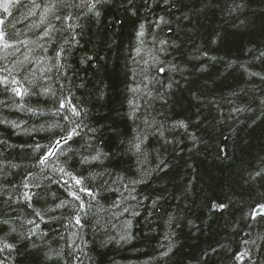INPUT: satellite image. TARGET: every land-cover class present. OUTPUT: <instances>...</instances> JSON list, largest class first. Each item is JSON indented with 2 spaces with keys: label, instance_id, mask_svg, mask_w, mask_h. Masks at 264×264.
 I'll return each mask as SVG.
<instances>
[{
  "label": "trees",
  "instance_id": "1",
  "mask_svg": "<svg viewBox=\"0 0 264 264\" xmlns=\"http://www.w3.org/2000/svg\"><path fill=\"white\" fill-rule=\"evenodd\" d=\"M71 2L0 0V261L264 264V0Z\"/></svg>",
  "mask_w": 264,
  "mask_h": 264
},
{
  "label": "snow or ice",
  "instance_id": "2",
  "mask_svg": "<svg viewBox=\"0 0 264 264\" xmlns=\"http://www.w3.org/2000/svg\"><path fill=\"white\" fill-rule=\"evenodd\" d=\"M11 2V0H2V6H3V11L4 12H8L9 11V8H8V4ZM58 2L60 4H62L64 7L66 8H71V7H80L81 5H77V4H73L71 2V0H58ZM101 2V0H94V2H92L90 5H89V10L90 11H93L96 9L97 5ZM54 7V6H53ZM48 11L51 10V8L47 9ZM95 15H99V12L98 11H95L94 13ZM73 16H72V13H68V15L64 16L63 17V20L64 21H67V20H70L72 19ZM56 19H61L60 16H57ZM161 20H163V18L161 17ZM5 21L3 19H0V25H4ZM72 26L71 25H68V28H71ZM49 35V30L48 29H45L43 35H42V38L43 37H47ZM139 35L140 36H143L144 35V32H143V25H141V31L139 32ZM8 36V33L3 29V28H0V44H2L3 48L7 49V48H10L12 47V45L8 42V40L6 39V37ZM72 40H75V37H72ZM21 43H25V42H21ZM69 41L67 39L64 40V44H68ZM160 43L163 45V44H166L167 42L166 41H160ZM42 47V46H41ZM65 51V48L63 45H61L59 47L58 50H55V58L58 60L61 58V55L62 53H64ZM161 51H164V49L162 48ZM25 59H27V57H25ZM92 58L91 57H87V60H91ZM154 61L156 60L155 57H153ZM85 61L82 60L81 63H84ZM157 63H159V61H156ZM56 67H62V65H56ZM159 73H164L165 69L163 67H160L158 69ZM6 80L7 78H4L3 80H0V83H6ZM11 84H17L18 82L13 79L12 81H10ZM83 86V85H81ZM168 88H171L172 85L169 83L167 85ZM12 91L17 95V96H22L24 94H26V90L24 92L21 91V89L19 87H13L12 88ZM47 91V90H46ZM150 95V93H149ZM161 99H163V97H161ZM67 102V111L71 114V116H68V115H65L63 116V119L67 120L69 122V125H72V127L69 129V128H64L63 131L65 132V135H62L60 136L59 139H57L55 141V145L56 146H59L61 141H63L64 144H67L70 140L73 139L74 136H77L79 135V133L77 132V128L80 127L79 124L76 123V120L73 119L74 117L78 118L80 115H81V112L80 110L78 109V107L76 105H73L71 103V101H66V98L65 99H61L59 104H60V109H64L65 108V104ZM59 111V110H58ZM145 123H147V121H145ZM180 127H187L185 124H183L182 122L179 124ZM159 131V130H157ZM159 134L161 136H163V132L160 131ZM147 139V136H145L144 138H141L140 136H137L135 137L134 141H130V151L133 152V154H136V153H140L141 152V145L144 143V140ZM193 139H195L193 137ZM167 142V141H166ZM41 147H45V148H48L49 146L48 145H45V146H41L39 144H37L35 146V151H40ZM54 153L52 151H48L46 154L42 153L39 157V163L41 165H46L48 163V157L53 155ZM107 153H104L102 152L101 150L97 149L96 150V154L94 156L91 157V160L92 161H98V160H101V157H107ZM81 163H90V161L88 160L87 157H84L82 158V160L80 161ZM161 164H164L163 161H161ZM166 166V165H165ZM61 172L65 171L63 168L60 169ZM68 175H70V173H66ZM256 176L257 177H260L262 179H264V172H261V171H257L256 172ZM73 179H75V183L76 185H81L82 184V181L80 179H76L75 177H73ZM138 181L136 180H133L131 181V183L135 184L137 183ZM23 183V187L25 189H27L29 187V184L27 182H22ZM65 183L67 184V181H65ZM35 187H39V185H35ZM79 191L81 192H87L89 195H92L94 197V193H92L90 190L86 189L85 187H80ZM69 195H71L72 197H74L75 200L77 201H81V197L78 195V193L76 191H71L69 190ZM33 195H37L36 193H32L31 195L27 192L23 193V196H24V199L27 200V201H31L32 200V196ZM61 204H63V202H61ZM30 206V205H29ZM84 207V203L83 201H81L80 203V208H83ZM228 206L224 203H214L212 205V208L214 210H224L226 209ZM260 210L261 212H264V205H260ZM37 215H39V213H37ZM4 224H7L8 221L5 220L3 221ZM76 223L79 225L81 224V219L79 217V215H77L76 217ZM128 237L127 236H121L120 239L121 240H126ZM5 247L11 249L12 248V245H5ZM161 257H167L168 256V251H162L160 253ZM244 255H247V253H243V254H237V256L235 258L237 259H241ZM0 264H4L3 261H0Z\"/></svg>",
  "mask_w": 264,
  "mask_h": 264
}]
</instances>
